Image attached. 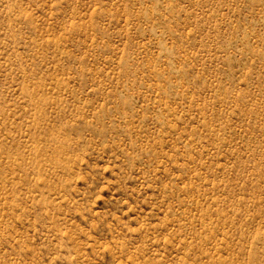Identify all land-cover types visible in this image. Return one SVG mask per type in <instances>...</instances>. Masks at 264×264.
Masks as SVG:
<instances>
[{"label":"rangeland","instance_id":"374dc122","mask_svg":"<svg viewBox=\"0 0 264 264\" xmlns=\"http://www.w3.org/2000/svg\"><path fill=\"white\" fill-rule=\"evenodd\" d=\"M0 264H264V0H0Z\"/></svg>","mask_w":264,"mask_h":264}]
</instances>
